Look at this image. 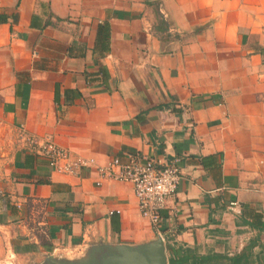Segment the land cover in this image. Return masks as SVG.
Returning <instances> with one entry per match:
<instances>
[{
	"label": "crops",
	"instance_id": "0c3cea01",
	"mask_svg": "<svg viewBox=\"0 0 264 264\" xmlns=\"http://www.w3.org/2000/svg\"><path fill=\"white\" fill-rule=\"evenodd\" d=\"M263 48L264 0H0V264L159 232L131 183L56 172L21 132L103 164L179 159L166 244L240 251L255 232L241 205L264 211Z\"/></svg>",
	"mask_w": 264,
	"mask_h": 264
},
{
	"label": "built area",
	"instance_id": "2783aa9c",
	"mask_svg": "<svg viewBox=\"0 0 264 264\" xmlns=\"http://www.w3.org/2000/svg\"><path fill=\"white\" fill-rule=\"evenodd\" d=\"M30 145V150L47 160L52 170L68 176L80 177L89 169L97 174L96 184L104 180L131 183L138 200L139 211L152 226L157 227L158 234L163 221V210L179 186L181 171L176 159L170 164L161 165L151 157L134 153L116 155L107 163H99L93 157L74 153L67 147L58 144L55 139L46 135L35 137L21 132ZM236 202L232 203V206Z\"/></svg>",
	"mask_w": 264,
	"mask_h": 264
},
{
	"label": "trees",
	"instance_id": "16d2710c",
	"mask_svg": "<svg viewBox=\"0 0 264 264\" xmlns=\"http://www.w3.org/2000/svg\"><path fill=\"white\" fill-rule=\"evenodd\" d=\"M157 16L161 27L167 22L158 12ZM111 27L108 21L99 24L96 45L100 51L110 50ZM264 54V48L262 49ZM100 72L107 77L105 68ZM72 92V90H67ZM166 106H169L166 105ZM182 110V109H181ZM237 224L248 226L255 231L240 251L231 252L228 247L216 250V247L202 245H182L172 238L167 241L169 264H264V241L261 238L264 232V211L259 204L243 203L241 212L237 216ZM221 248V246H220Z\"/></svg>",
	"mask_w": 264,
	"mask_h": 264
},
{
	"label": "water",
	"instance_id": "95a60500",
	"mask_svg": "<svg viewBox=\"0 0 264 264\" xmlns=\"http://www.w3.org/2000/svg\"><path fill=\"white\" fill-rule=\"evenodd\" d=\"M44 264H169L166 237L138 243L92 242L81 256H47Z\"/></svg>",
	"mask_w": 264,
	"mask_h": 264
},
{
	"label": "rangeland",
	"instance_id": "374dc122",
	"mask_svg": "<svg viewBox=\"0 0 264 264\" xmlns=\"http://www.w3.org/2000/svg\"><path fill=\"white\" fill-rule=\"evenodd\" d=\"M254 234H255V233H254ZM250 236H251V235H250ZM261 238H262V240L264 241V232H262Z\"/></svg>",
	"mask_w": 264,
	"mask_h": 264
}]
</instances>
